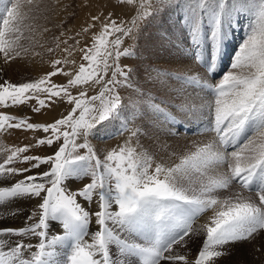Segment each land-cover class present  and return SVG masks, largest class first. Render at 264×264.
Segmentation results:
<instances>
[{
    "label": "snow or ice",
    "instance_id": "obj_1",
    "mask_svg": "<svg viewBox=\"0 0 264 264\" xmlns=\"http://www.w3.org/2000/svg\"><path fill=\"white\" fill-rule=\"evenodd\" d=\"M180 3L186 9L183 19L191 46L197 50L195 61L204 63L205 73L149 68L141 84L138 68L122 63V58L138 60L144 26ZM0 5V54L9 64L29 51L20 36L28 13L34 10L31 6L38 11L39 3L0 0ZM113 7L127 8L131 18L92 15L91 22L76 33V37L90 36V46L77 49L80 40L62 30L46 49L52 54L49 71L18 84L0 80V108L27 104L31 112L40 113L56 104L70 105L65 115L49 123L0 112V132L45 134L34 145L11 150L0 162V185H4L0 186V206L6 210L0 221L5 215H24L25 220L22 227L0 224V264H130L131 257H140L142 264H219L229 247L264 241V0H257L256 24L241 44L232 71L216 84L207 81V73L214 71L227 28L234 15L243 11L241 7L229 0H117ZM203 15L211 17L207 37L211 49L201 61ZM167 36L165 32L160 40ZM128 39L133 45L123 47ZM57 50L68 56L78 50L83 62L69 71L64 65L75 60L55 58ZM58 75L67 77V82L52 79ZM173 81L182 92H168ZM149 85H159L169 97L183 95V99L166 104ZM189 85L194 86L191 93ZM94 86L97 94L89 95ZM121 89L130 92L127 103ZM197 89L210 95L211 101L196 104ZM32 100L35 104H28ZM96 101L99 108L94 107ZM173 106L181 113H203L207 108L206 131L215 135L179 154V163L153 167L154 149L166 151L167 146L159 141L143 143L149 126L137 121L162 114L175 123L169 111ZM113 121H121L122 133H128L124 144L111 150L94 146L91 139L102 130L107 134ZM130 123L135 126L129 128ZM42 145L52 148V153L27 154ZM89 176L90 182L70 187L72 178ZM26 200H35L28 214L20 206ZM91 203L98 210L89 211ZM208 210L211 215L195 227L197 218ZM54 221L63 234H49ZM93 222L95 231L90 230ZM200 236L197 253L188 255L194 237ZM30 237H38V242L32 243Z\"/></svg>",
    "mask_w": 264,
    "mask_h": 264
},
{
    "label": "rangeland",
    "instance_id": "obj_2",
    "mask_svg": "<svg viewBox=\"0 0 264 264\" xmlns=\"http://www.w3.org/2000/svg\"><path fill=\"white\" fill-rule=\"evenodd\" d=\"M37 2L39 3V10H35V5L31 6L34 10L28 13V19L24 22L27 27L22 29V34L20 36V43L24 45V47L28 48L29 51L27 54L22 52L21 57L17 58L15 61L9 62V64H5V68H7L6 66L10 64V66L14 65V69L12 70L13 77L9 79L4 74L1 75L0 73L1 80H8L12 83L18 84L37 79L40 75L49 71L50 66L47 61L52 58V54L48 53L46 49L48 46L52 45L53 36H59L62 30L66 32V36H72L80 40V45L76 46L77 49L85 46L86 44L90 46V36L87 39L84 36L76 37V33L81 32L82 28L86 26L87 23L91 22L92 15H106L107 13H113L114 18H117L118 20L127 21L131 18V13L127 8L113 7L117 3V0H37ZM229 2L241 7L243 11L234 15L231 26L227 28L228 35L225 40L222 53L216 61L215 69L214 71L207 73V81L211 84L218 83L224 75H226L229 71H232L231 65L236 55L239 53L240 46L249 36L257 21V0H229ZM0 7H3V5H0ZM185 15L186 9L183 3H180L179 6L166 8L160 16H158L155 20L149 21L146 26H144L143 36L140 38L138 43L140 58L138 60L122 58V63L133 64L138 68L141 75V84L144 83V67L148 69L159 68L158 70L162 72L190 70L192 73H199L201 76L204 75V63L195 61L197 50L191 46L183 19ZM0 23H2V21H0ZM203 24L205 39L200 45L199 54L201 55V61L205 59L208 51L211 49L210 42L207 39L211 31L210 15H203ZM97 27H99V25H97ZM171 27H173V32L169 30ZM155 28L157 29V34H155V32L153 33V30L156 31ZM45 29H48L49 31H45ZM165 32L168 33V36L165 40L161 41L160 37ZM64 38L65 37H61V39ZM155 41L158 49L163 53V59H161L160 62H164L165 65L169 63V67H164L162 65L148 66L146 62L144 63L142 55V51L144 49L143 46H146L147 44L154 45ZM175 41L178 43H175ZM72 43L73 41L69 40V44ZM133 43L132 39H128L127 43L123 45V47H128L129 45H133ZM41 44H43L44 47H40ZM234 45L235 49L231 51ZM229 50L230 53L228 55ZM80 56L81 53L78 50L73 51L72 56H68L66 52H62L60 50H57L55 53V58H67L69 61L75 60V64L69 63L64 65V67L69 71L77 69L78 65L83 62L81 61ZM226 56H228L227 59ZM1 57H3L2 54H0V62H2ZM224 64L227 66H225V68L221 70L217 76L212 78L208 76L211 73H217ZM1 70L2 69L0 67V72ZM52 79L58 84L67 82V77L65 76L58 75ZM149 87L152 88L154 92L158 93V100H164L166 104H171L173 99L176 103H179V101L183 99V95L179 97H169L165 91L159 87V85H149ZM193 89L194 86L189 85L187 91L191 93L193 92ZM70 91L73 95L77 94L76 89H70ZM182 91L183 90L181 89L180 84L176 81H173L169 85L168 92L170 93ZM97 92L98 87L94 86L89 90V95H95ZM120 94L124 102L127 103L130 92L121 89ZM195 94L198 97V99H196V104H200L201 101L207 103L212 99L210 95H206L205 92H200L198 89ZM28 104L34 105L35 101H29ZM99 106L100 101H96L94 107L99 108ZM11 109H13V111ZM68 110H70V105L66 102L53 105L51 108L43 109L40 113L31 112L27 104L19 108H0V112H7L20 117L28 116L30 118V122L33 123H49L53 119H58L62 115H65ZM169 111L172 116L176 118L175 123H170L163 117L162 114L156 116L149 115L146 116L143 121H137V123H143L149 126V135L147 138L143 139V143L154 145L157 141H159L160 144L167 146L166 151H160L159 148L154 149L156 154L153 167L155 163L161 162L167 166H173L175 163H179V159L177 158L179 154L189 150H194L195 144H203L204 142L207 143L215 135L214 133L206 131V127L208 125L207 108L203 110V113L196 110H193L191 113H181L177 112L174 106L171 107ZM134 126L135 125L131 123L129 124V128ZM184 127L193 129L183 134L181 133V130ZM0 133V162H3V159L10 154L11 150L25 145H34L37 139L42 138L45 135L43 132H21L18 130L13 131L12 134L5 132ZM127 137L128 133H122L121 121H113L107 130V134H105L102 130L100 134L91 139V143H93L94 146L99 145L111 150L112 148L123 145ZM53 147H55V145ZM52 150L53 149L49 146L42 145L39 148H30L27 154L45 156L51 154ZM80 153L83 154V150H80ZM173 153L176 155H173ZM100 155L102 159L103 153ZM22 166V164L17 165V167ZM43 167L46 168L47 166L45 165ZM90 180V176L72 178L70 187L79 188L84 183L90 182ZM8 183H11V181H8ZM20 206L22 207L23 213L28 214L34 208L35 200H26V202L22 201ZM26 206L30 207L26 208ZM87 208L89 211L98 210L95 203L88 204ZM5 212L6 210L3 206H0V214H4ZM207 213L211 215V210H208ZM203 215L205 216V214H201L200 217H204ZM23 217L24 215H21L14 217V219L20 218V220H23L24 225L25 220ZM200 217L197 219L200 220ZM9 218L12 217L5 215V218L0 221V224L3 225ZM90 219L94 221L95 218L91 217ZM52 224H55L56 226L53 227ZM52 224H50L49 234H63L62 227L58 221H54ZM92 224H94V222L90 224V230ZM196 224L195 227H199V225L197 226ZM92 227L93 229L91 231H95L96 225L94 224ZM29 239H31V242L34 244L38 242V237H30ZM202 240V236L194 237L195 242L191 244V249L190 252H188V255L191 254V256H194L197 253L202 244ZM138 243H144V241L138 240ZM231 247H229V249H231ZM113 248H115L114 245ZM129 259L130 264H142L140 257H131ZM162 264H166V262H162Z\"/></svg>",
    "mask_w": 264,
    "mask_h": 264
},
{
    "label": "bare ground",
    "instance_id": "obj_3",
    "mask_svg": "<svg viewBox=\"0 0 264 264\" xmlns=\"http://www.w3.org/2000/svg\"><path fill=\"white\" fill-rule=\"evenodd\" d=\"M169 30L172 32L174 31L173 27L169 28ZM154 32H155V34H157V29H156V31L153 30V33ZM237 35H238V33H237ZM175 43H178V42L175 41ZM143 47H144V49L142 51V55H143L144 63L146 62V64H148V66L162 65L164 67H169V63L167 65H165L164 62H160V60L163 59V53L161 52V50L158 49L156 41H155L154 45L147 44L146 46H143ZM229 52H230V50H229ZM228 55H229V53H228ZM1 60H2V62H0V67L2 69L0 72L1 75L4 74L9 79H11L13 77L12 76L13 75L12 70L14 69V65L10 66L11 65L10 64V65L6 66L7 68H5V64L3 62V57H1ZM167 62H171V61H167ZM226 63H227V60H226ZM146 64H144V65H146ZM145 69H148V68L144 67L143 70L145 71ZM11 110L13 111V109H11ZM183 129H189V128L184 127ZM192 129L193 128H191L190 131ZM29 207L26 206V208H29ZM209 213L205 214V216L203 215L204 217H200V220L197 219L198 221H196V223H197L196 225L200 226L201 224H203L205 222L206 216L210 215ZM93 225L94 224L91 225V230L93 229V227H92ZM3 226L22 227L23 226V220H20V218L14 219V217H12V218H9L7 221H5ZM262 243H264V241L256 240L252 243H246V244H242V245L238 244L235 247H231V249H229L228 253L225 256H223L222 258H220L219 264H264V250H261V244Z\"/></svg>",
    "mask_w": 264,
    "mask_h": 264
}]
</instances>
